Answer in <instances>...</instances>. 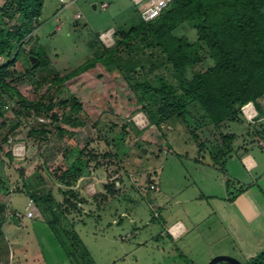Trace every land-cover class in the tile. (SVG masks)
Masks as SVG:
<instances>
[{
    "label": "rangeland",
    "instance_id": "1",
    "mask_svg": "<svg viewBox=\"0 0 264 264\" xmlns=\"http://www.w3.org/2000/svg\"><path fill=\"white\" fill-rule=\"evenodd\" d=\"M72 1L65 7L46 0L34 29L20 44L12 40L10 52L19 55L5 78L9 91L0 90V177L14 181L8 211L52 249L59 241L72 249L76 232L91 255L87 264H207L221 253L242 264L258 259L264 167L244 166L240 149L247 145L264 158V120L251 123L240 112L216 126L191 97L188 82L216 64L192 23L172 32L191 45V62L177 69L149 29L124 42L143 22L131 0ZM6 3L0 0V28L7 30L19 13L5 15ZM108 32L107 43L101 37ZM34 51L49 62L29 73ZM86 63L92 65L57 81ZM181 105L184 119L175 113ZM262 110L264 117V104ZM38 128L48 132L31 134ZM230 132L237 137L231 148L224 137ZM215 159L224 168L216 167L217 182L197 171ZM199 185L212 196L200 197ZM4 190L10 194L8 185ZM241 192L237 206L226 200ZM40 194L54 211L47 216L59 217L55 230L42 217L26 216L28 199ZM249 200L258 203L260 217L248 215ZM191 218L190 231L174 236L173 225L190 226Z\"/></svg>",
    "mask_w": 264,
    "mask_h": 264
},
{
    "label": "trees",
    "instance_id": "2",
    "mask_svg": "<svg viewBox=\"0 0 264 264\" xmlns=\"http://www.w3.org/2000/svg\"><path fill=\"white\" fill-rule=\"evenodd\" d=\"M45 2L46 0H7L3 13L11 18H15L16 13L19 15L13 28L7 30L0 28V52L5 56L7 54L8 57L0 69V90L4 92L9 91L5 83L8 69L17 61L19 55V51L13 55L10 52L13 48L12 40L20 44L34 29L36 20L42 15ZM263 6L264 0H173L154 20L148 22L142 20L140 26L128 35L124 42L149 29L156 39V45L167 56L169 62L175 68L181 69L191 62L187 53L191 45L187 43L185 37H175L172 32L183 23H192L198 31L199 41L205 42L216 64L188 82L187 91L201 104L212 122L219 126L226 118L237 120L236 115L240 114L241 106L249 101L255 102L260 112L262 111L258 99L264 96V14L261 11ZM14 7H17V11ZM32 55L39 58L40 67L49 62L45 52L34 51ZM97 59L105 61L102 57ZM91 63H86L57 81H66L91 66ZM38 67L31 66L29 73H33ZM22 104V112L29 115V108L24 102ZM68 104V101L62 103L63 106ZM72 105L74 111L81 109L80 103ZM52 107L51 104L49 108ZM176 110V115L184 119V107L178 106ZM53 118L57 121V115H53ZM79 123L82 124V121ZM47 132L44 128L31 130V134L35 135ZM224 137L231 148L234 135L228 134ZM6 142H10L9 137L6 138ZM217 164L219 166H216ZM214 165L219 170H224L216 159ZM228 185L230 186L229 180ZM34 196L42 215L47 216L48 212H54L43 194ZM48 221L55 230L56 217ZM74 236L76 241H72V249L63 244L72 264L92 262L82 240L76 233ZM245 264H264V252L255 261Z\"/></svg>",
    "mask_w": 264,
    "mask_h": 264
},
{
    "label": "crops",
    "instance_id": "3",
    "mask_svg": "<svg viewBox=\"0 0 264 264\" xmlns=\"http://www.w3.org/2000/svg\"><path fill=\"white\" fill-rule=\"evenodd\" d=\"M259 102H262L261 99ZM262 110V104L259 103ZM263 111V110H262ZM239 122V121H238ZM236 123V122H234ZM251 127L250 125H248ZM248 127V128H249ZM236 132H230L229 134L234 135L233 142L237 139ZM261 135V133H259ZM262 137L264 136L261 135ZM264 141L263 139H261ZM234 150V149H233ZM242 150L246 155L243 157V161L246 157H250L253 161V168L252 169H261L264 167V158L262 157L257 160L253 155H251V152L249 151V146H244ZM238 150V151H240ZM214 164H211V162H205V165H197V171L199 173H202L203 175H206V177L210 176V179H212L214 182H217L219 179L218 171L216 170V166H213ZM245 166V164L243 163ZM1 175V174H0ZM224 180V179H223ZM14 181L10 179H6L2 181V178L0 177V264H72L70 258L67 255V252L65 250V247L62 243V241H59V249H52L49 247L51 244H43L42 241H39L37 239V232L31 229L21 228V221L16 216V214H12L8 211L9 207V201L11 198H9L13 193V186L12 184ZM4 183H7V185L10 188V194L4 190L5 186ZM200 191L202 192L200 194V197L204 196H212L208 193V190H205L202 185H199ZM7 193V195H6ZM243 195V192L239 193L237 196L232 198H226L227 201L230 202L232 205H238L241 196ZM248 215L251 218L254 217H260L262 215V212L260 211V207L258 203L255 200H249L248 206H247ZM11 216H15L18 218V223H15L10 219ZM42 219L45 221H48L50 219L49 216L42 215ZM193 218L190 219V223L188 225H185L181 220H178L173 225V234L176 237H180L184 235L185 233H188L190 231V228L195 224L194 221H192ZM57 222L59 221V217L56 216ZM65 219H63L64 221ZM60 222V221H59ZM179 223V224H177ZM69 226H71L73 229V232H75V224H71L69 221L67 222ZM53 229V228H52ZM54 230V229H53ZM52 230V231H53ZM54 232V231H53ZM76 233V232H75ZM55 234V233H54ZM77 234V233H76ZM57 238V237H56ZM59 238V239H58ZM57 239L60 240V237ZM61 242V243H60ZM259 243L261 245V249L264 247V240L261 238L259 240ZM261 251V250H260ZM47 253V255H46ZM221 254H227V253H221ZM58 256V257H57Z\"/></svg>",
    "mask_w": 264,
    "mask_h": 264
},
{
    "label": "built area",
    "instance_id": "4",
    "mask_svg": "<svg viewBox=\"0 0 264 264\" xmlns=\"http://www.w3.org/2000/svg\"><path fill=\"white\" fill-rule=\"evenodd\" d=\"M59 1L66 4L65 7H68L70 5L66 3V0H59ZM131 1L138 6V12L141 16V19L148 22L157 18L163 12V10L170 5V3L173 0H131ZM73 2H75V0H73L71 3ZM106 6L107 4L104 5V7ZM77 18H81V14H78ZM110 32L102 34L101 38L103 39V41L107 42L108 40L111 39ZM5 60H6V56L0 52V69L4 64ZM5 107L8 108L9 107L8 104H5ZM240 112L242 117H244L248 122L256 123L264 120V117L260 116V113L253 102H247L244 105H242L240 108ZM259 144L261 146H264V141L261 140ZM244 163L249 169H251L254 166L253 161L251 160L250 157H246L244 159ZM152 187L155 188V185H153ZM26 216L28 218L41 217V212L33 197H30L27 201ZM173 228L174 227L170 229L172 232L174 230Z\"/></svg>",
    "mask_w": 264,
    "mask_h": 264
},
{
    "label": "water",
    "instance_id": "5",
    "mask_svg": "<svg viewBox=\"0 0 264 264\" xmlns=\"http://www.w3.org/2000/svg\"><path fill=\"white\" fill-rule=\"evenodd\" d=\"M94 7L96 8V5H94ZM30 59H31V63L33 67L37 66L40 63L39 58L34 55H32ZM10 219L14 221L15 223H18L17 217L11 216ZM219 262H225L227 264H242L238 259L232 256H229V255H224V254L215 256L207 264H217Z\"/></svg>",
    "mask_w": 264,
    "mask_h": 264
}]
</instances>
